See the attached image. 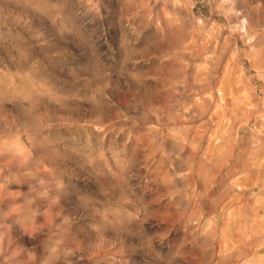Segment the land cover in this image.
Listing matches in <instances>:
<instances>
[{
    "label": "rangeland",
    "instance_id": "obj_1",
    "mask_svg": "<svg viewBox=\"0 0 264 264\" xmlns=\"http://www.w3.org/2000/svg\"><path fill=\"white\" fill-rule=\"evenodd\" d=\"M109 2L0 0V90L41 98L79 95L105 20L155 28L0 150V264H264V0Z\"/></svg>",
    "mask_w": 264,
    "mask_h": 264
},
{
    "label": "clouds",
    "instance_id": "obj_2",
    "mask_svg": "<svg viewBox=\"0 0 264 264\" xmlns=\"http://www.w3.org/2000/svg\"><path fill=\"white\" fill-rule=\"evenodd\" d=\"M125 2H128V0H125ZM107 7L109 9H119V5L115 3V0H110ZM87 27L88 25H85V28ZM105 27L107 30L103 33V38H94L96 55L92 58L90 67L80 74L81 80L76 85L80 90L79 95L65 94L64 85L57 80H52L51 86L56 90L55 95L60 99L41 98L40 90L33 83L36 80L28 69L19 71L23 75L20 76V85L17 88L0 90V150L16 155L15 145L22 143V138L29 141L34 140L39 131L38 105L49 108L63 107L67 102L78 100L83 107H87L84 98L100 82L96 77L101 73L106 75L108 72H115L125 63L126 51L129 46L142 49L155 33V28H148L138 38L127 37L128 40H134V43L126 45L122 44L124 33H122L119 17H116L114 27H109L107 20H105ZM69 51L75 57L76 63L89 64L88 57L81 60L80 57L83 56V53H80L75 44L71 45ZM77 53H80V55L78 56ZM8 68L12 71L17 70L15 65L11 64ZM29 73L31 74V80L27 79ZM56 74L60 79H66L63 73L56 71ZM25 97H28V99H25ZM27 121H34L36 124L27 123ZM182 237L183 231H179L170 233L169 239L178 241Z\"/></svg>",
    "mask_w": 264,
    "mask_h": 264
},
{
    "label": "bare ground",
    "instance_id": "obj_3",
    "mask_svg": "<svg viewBox=\"0 0 264 264\" xmlns=\"http://www.w3.org/2000/svg\"><path fill=\"white\" fill-rule=\"evenodd\" d=\"M252 150H253V148H252Z\"/></svg>",
    "mask_w": 264,
    "mask_h": 264
}]
</instances>
